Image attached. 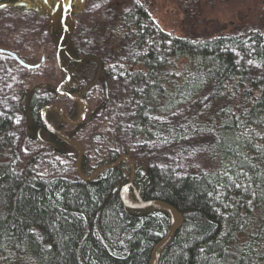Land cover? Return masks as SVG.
<instances>
[{
    "label": "trees",
    "instance_id": "obj_1",
    "mask_svg": "<svg viewBox=\"0 0 264 264\" xmlns=\"http://www.w3.org/2000/svg\"><path fill=\"white\" fill-rule=\"evenodd\" d=\"M160 1L89 0L90 7L111 4L96 35L102 87L110 93L88 121L97 127L103 120L94 137L106 134L104 144L113 146L100 153L92 138L99 161L90 165L85 151L81 169L88 177L129 155L133 178L127 160L91 179L46 175L39 170L43 156L15 151L19 130L33 142L45 134L54 151L49 164L76 150L45 126L40 110L57 99L50 85L23 91L17 108L0 107V264H151L175 215L157 204L130 207L120 193L126 185L130 203L159 200L183 218L154 264H264V0L253 2L259 14L251 19L238 12L237 30L205 36L163 29L152 16ZM217 1L172 0L190 13ZM29 16L23 20L32 24ZM80 126L67 136L80 142ZM199 132L214 137L209 169L184 171L180 161L159 163L145 153Z\"/></svg>",
    "mask_w": 264,
    "mask_h": 264
},
{
    "label": "rangeland",
    "instance_id": "obj_2",
    "mask_svg": "<svg viewBox=\"0 0 264 264\" xmlns=\"http://www.w3.org/2000/svg\"><path fill=\"white\" fill-rule=\"evenodd\" d=\"M29 1L35 3L32 2L33 0ZM49 1L54 2L53 0ZM254 1L255 0H247L246 3L241 2L240 0H221L215 3L207 2L203 5L202 12L199 8V13H190L189 11H185L188 9L183 6L175 8L172 0H169L168 2L162 0L160 2L163 4L157 2L158 5L155 9L156 12H152V16L159 22L163 29L178 36H185L187 34L192 36H195L196 34L203 36L213 35L220 32L237 30L241 20L238 16L239 11H243L244 16H247V19H251L253 14H259V11L254 9ZM43 3L45 4V0H42V4ZM89 5V0H84V9L80 13L73 14L76 26L74 30L76 46L81 53L91 56L86 57L88 59L86 64L81 66L80 72L74 77V80H76V82L80 80L84 81L88 86L87 91L89 92V97L86 99L82 94L75 95L83 98L84 101L82 103L76 101L72 104L69 101L64 102L62 99L63 93L59 92L56 94L57 99L50 104L60 105L65 110L64 113L66 119H69L72 122L78 121L84 113L85 106L88 107L87 116L85 121H83L86 123L83 124L82 122L81 126L75 133L82 144L76 139H70L81 145L83 153L87 151L86 155L88 153V156L91 158L89 161L90 165L95 166L99 159L94 156V150H91L92 138H94L93 142L95 147L101 151L100 153L104 152L106 147L107 149H110V147L113 146L109 139H107L104 144V135L106 136V134L94 137L95 133L102 131L100 125H104V121L100 120L97 127L94 126L95 123L88 121V119H91L90 113L96 109L99 104L105 100V96H109L110 93L109 85L106 84L102 87L101 84L102 82L104 85L103 60L101 58L103 49L100 46L102 42L96 39V35H98L99 32L104 31V19L107 16L108 11L111 9L108 8L111 4L108 5V7L107 4L104 3H94L91 7ZM116 7V10H121V7ZM114 9L113 6L112 12ZM60 11L62 12V9H60ZM12 13H14L13 10L11 14ZM200 13L201 15L199 16ZM16 15L13 16L12 19L0 16V46L18 52L25 61L32 64L39 63L43 56H45L46 59L42 66L33 69L22 66L19 62L13 60V58L9 56L0 59V107L4 106L7 108L10 106L17 108L22 104L20 100L24 96L23 91L32 90L39 84L58 86V84L62 82V86L64 87V81L70 78L67 76V71L60 68L57 57L58 47H61V56L62 50L64 48H69L68 41L70 42V40H66L65 42V38H62V35L65 32L62 24H60L59 27V35L57 37L55 36L52 41L48 35H42L41 29L38 28L39 22L38 20L36 21L33 16H31L33 18L31 20L32 24H28L27 21L23 20L24 17ZM60 17L55 21L61 22ZM202 17H204V19ZM197 22L199 23L195 25ZM48 27H50V25ZM53 28H55V25H53L49 31H53ZM93 29H98V31L94 32ZM86 38L87 42L84 43V45H80V39ZM61 39H63L62 42ZM73 46L74 44L72 40V47ZM89 58L93 59H90V61ZM61 63L63 67L64 64L62 60ZM87 86L83 89L86 90ZM70 107H72L73 114L69 112ZM45 117L54 129L65 136H67L69 131L76 130H74V128H76L74 126L76 125L66 122L60 112L56 109H46ZM203 133L204 132H199V134L182 140L176 145H156L146 149V152H144L148 153L149 159L158 161L159 163L169 164L171 161H180L184 171L197 172L201 169H209L213 166L210 151L212 149L211 147L214 137L209 133ZM14 139L16 146H18H15V151L19 154L24 153L26 156L30 154L31 151H34L43 156L39 161V170L46 175H51V173L78 175L77 165L80 163L81 168H83L82 160L79 162V149L74 144L72 145L77 151L73 148H69L67 149V154L56 156L58 161L54 164H49L52 161L49 158H54V151L49 147H45V140H47L45 134H42L39 137L40 141L33 142L29 141L24 131L19 130L14 133ZM124 164L128 165L129 162H124ZM82 174L86 176L89 172L84 170V172L82 171ZM123 188L125 190V195H128L127 189L125 187ZM177 221H179V218H177Z\"/></svg>",
    "mask_w": 264,
    "mask_h": 264
},
{
    "label": "water",
    "instance_id": "obj_3",
    "mask_svg": "<svg viewBox=\"0 0 264 264\" xmlns=\"http://www.w3.org/2000/svg\"><path fill=\"white\" fill-rule=\"evenodd\" d=\"M1 1V0H0ZM32 1V0H31ZM32 2L35 3H31L29 0H20L19 2H17L18 4H23L26 7L30 8L33 7L35 9H39L42 10L46 15L49 16L50 18V22L49 25L50 27H52L53 25H55V27H60V24H62L63 26V30H65V32L62 35V38L64 40H70V42L68 41V46H72V34L74 31V19H73V14H77L80 13L84 8V0H54V2H50L49 0H45V4H42V0H33ZM5 5V4H4ZM60 9H62V12L60 11ZM61 15V17H60ZM61 19V22H56L55 20L57 19ZM52 31V30H51ZM61 39V42L62 40ZM60 52H61V47H58V63L60 68L64 69L62 67V63H61V58H60ZM0 54H6L9 55L11 57H13L14 59H16L20 64H22L23 66L27 67V68H37L42 66V64L45 62V56L42 57V60L39 63L36 64H32L29 63L27 61H25L18 52L8 49V48H4L0 46ZM91 57V56H88ZM68 79H66L64 81L65 84H67ZM62 82L58 84V86H54L52 85L51 87L55 88L58 92H63L62 88ZM43 84H39L38 86H41ZM44 85H48V84H44ZM64 94V93H63ZM67 96H69L71 99H73L74 101L80 102L82 103L84 101L83 98L77 97L72 93H66ZM46 109H56L60 112L61 116L64 118V120L66 122H68L69 124H73V125H80L82 124V122L85 120L87 113H88V107L85 106V110L84 113L82 115V117L75 122L70 121L69 119H66L65 117V110L58 104H48L45 107H43L40 110V113L42 115L43 121L46 125V127L53 133H55L56 135H59L60 137H62L63 139H65L66 141H68L70 144H74L78 147L79 149V162L82 160L83 157V151H82V147L81 145L68 138L67 136H65L64 134L58 132L56 129H54V127L48 122V120L45 117V110ZM122 160H127L131 166L132 169V178L134 177L135 174V170H136V166L134 161L130 158V156L125 155L121 158H119L115 163H113L112 165H103L101 167H99L98 169H96L94 171V173L90 176H84L82 174V169L80 166V163L77 165V172L78 175L84 179H91L94 178L95 176H97V174L102 171L104 168L108 167V166H114V165H118ZM129 185L124 186L126 189L128 188ZM122 198L124 199V201L132 208H143L145 206L148 205H152V204H157V205H161L163 206L165 209H167L168 211L172 212L175 215V221H174V227L171 229V231L168 233V235L166 236V238L164 240H162L153 250L152 252V260H151V264H154L155 259L158 256V251L160 249V247L170 238V236L172 235V233L181 225V222L183 220L182 216L179 214V212L170 204L159 201V200H151V201H147V202H143V203H139V204H132L130 203L127 199H126V195H125V190L124 188L121 189L120 191ZM177 218H179V221H177Z\"/></svg>",
    "mask_w": 264,
    "mask_h": 264
},
{
    "label": "flooded vegetation",
    "instance_id": "obj_4",
    "mask_svg": "<svg viewBox=\"0 0 264 264\" xmlns=\"http://www.w3.org/2000/svg\"><path fill=\"white\" fill-rule=\"evenodd\" d=\"M19 1L20 0H1L0 1V12L2 14L0 13V16L1 17H3V16L4 17H8L9 19H11L16 14H17L16 16L21 15L22 17L28 16V15L33 16L34 19L36 21L38 20V22H39L38 23V25H39L38 28L41 29L42 35L43 36L44 35L45 36L48 35L50 37V39H52V41H53L54 37L55 36L57 37L59 35L60 28L55 27V28H53L54 29L53 31H51V30L49 31V29L52 28V27L51 28L48 27L49 26V22H50L49 16L46 15L42 10L35 9L33 7L28 8V7H26L23 4H18L17 2H19ZM12 10H13L14 13L11 14ZM74 25H75V22H74ZM75 28H76V26H75ZM75 28H74V30H75ZM46 30H47V33H46ZM50 35H52V36H50ZM66 40H65V42H66ZM72 40H73L74 46L73 47L69 46V48H64L62 50V54L60 56L61 60H62V62L64 64L63 68H64L65 71H67V76L70 77L68 79L67 84H65V86L62 88V90H63L62 93H64V94H62V99H63L64 102H67V101L76 102L73 99H71L69 96L66 95V93H69V92L71 93L72 90H77L78 91V95L82 94L83 97L86 98V99H88V97H89L88 96L89 92L87 91L88 86L86 87V90H84L82 87L78 86L76 80H74L75 79L74 77L78 75V72H80L81 66L86 64V62L88 60L86 57H88V55L85 54V53H81L80 50L77 48L76 43H75V39H74V31H73V34H72ZM2 55H6V54H2ZM6 56H9V55H6ZM9 57H11V56H9ZM90 59H93V58H89V60ZM13 60L17 61L14 58H13ZM101 84H102V82H101ZM54 91L56 92V94L59 93L55 89H54ZM30 92H31V90H28L27 94H29ZM72 104H74V103H72ZM70 109H72V107L69 108V112L71 113ZM40 136H41V134L39 133V137Z\"/></svg>",
    "mask_w": 264,
    "mask_h": 264
},
{
    "label": "bare ground",
    "instance_id": "obj_5",
    "mask_svg": "<svg viewBox=\"0 0 264 264\" xmlns=\"http://www.w3.org/2000/svg\"><path fill=\"white\" fill-rule=\"evenodd\" d=\"M45 113V112H44Z\"/></svg>",
    "mask_w": 264,
    "mask_h": 264
}]
</instances>
